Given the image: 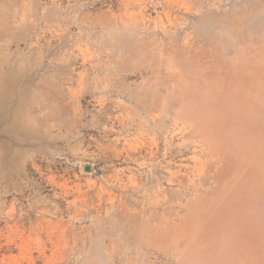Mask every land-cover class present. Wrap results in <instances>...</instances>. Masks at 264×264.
I'll return each instance as SVG.
<instances>
[{
  "label": "rangeland",
  "instance_id": "obj_1",
  "mask_svg": "<svg viewBox=\"0 0 264 264\" xmlns=\"http://www.w3.org/2000/svg\"><path fill=\"white\" fill-rule=\"evenodd\" d=\"M253 74L264 0H0V264H264Z\"/></svg>",
  "mask_w": 264,
  "mask_h": 264
},
{
  "label": "bare ground",
  "instance_id": "obj_2",
  "mask_svg": "<svg viewBox=\"0 0 264 264\" xmlns=\"http://www.w3.org/2000/svg\"><path fill=\"white\" fill-rule=\"evenodd\" d=\"M257 76H258L257 74H253L251 77L241 81L240 84L244 85L243 86L244 88L243 89L240 88L242 92L238 93L237 99L238 100L241 99L243 91H245L248 88V86L253 88L255 90V93H258V96L260 98V103L257 105V110L259 111L260 116L256 126L252 130L257 135L258 138L262 134L263 126H264V116H263L264 115V88H263L264 84H262V80H260L259 77ZM258 164L261 165V167H259ZM232 181H234V183L231 184L230 186L229 194L232 195L233 193L237 197L241 205L244 206V209H251L253 214V208H256L254 206L255 192L258 191L259 194L262 191L264 192V161L259 159L256 161V166L238 169L237 174L235 175L234 178H232ZM261 218L264 219V215H261ZM263 228H264V223L262 222L260 224L261 230L256 234L259 237V239H261L264 242ZM255 231H259V230L255 229Z\"/></svg>",
  "mask_w": 264,
  "mask_h": 264
},
{
  "label": "water",
  "instance_id": "obj_3",
  "mask_svg": "<svg viewBox=\"0 0 264 264\" xmlns=\"http://www.w3.org/2000/svg\"><path fill=\"white\" fill-rule=\"evenodd\" d=\"M84 169H85L86 171H88V170L90 169V167H89L88 165H85V166H84Z\"/></svg>",
  "mask_w": 264,
  "mask_h": 264
}]
</instances>
